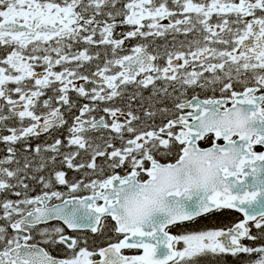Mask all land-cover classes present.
Masks as SVG:
<instances>
[{
	"label": "snow or ice",
	"instance_id": "6c2138e0",
	"mask_svg": "<svg viewBox=\"0 0 264 264\" xmlns=\"http://www.w3.org/2000/svg\"><path fill=\"white\" fill-rule=\"evenodd\" d=\"M0 145V264H264V0H0Z\"/></svg>",
	"mask_w": 264,
	"mask_h": 264
},
{
	"label": "flooded vegetation",
	"instance_id": "af4514ba",
	"mask_svg": "<svg viewBox=\"0 0 264 264\" xmlns=\"http://www.w3.org/2000/svg\"><path fill=\"white\" fill-rule=\"evenodd\" d=\"M163 23H168V21L167 20H165V21H163ZM197 92H199V89H197L196 90ZM147 94V93H146ZM191 91L189 92V97L191 96ZM206 95H211V92H208V93H201V98H204ZM222 142V141H221ZM0 148H3V145H0ZM262 150H264V148H261V147H257L256 148V151H262ZM0 155H3V153H0ZM72 176V173L71 172H69V177H71ZM86 193H81V195H85ZM238 214L237 213H235L234 211H225L224 213H223V215H222V217H221V219H224L225 220V222L227 221V219H229V218H233V217H235V216H237ZM202 223L203 222H206V221H201ZM173 232H175L176 231V229H173L172 230ZM159 254V253H158ZM229 259H231V258H229Z\"/></svg>",
	"mask_w": 264,
	"mask_h": 264
},
{
	"label": "clouds",
	"instance_id": "9594fccd",
	"mask_svg": "<svg viewBox=\"0 0 264 264\" xmlns=\"http://www.w3.org/2000/svg\"><path fill=\"white\" fill-rule=\"evenodd\" d=\"M130 211H134L133 209L129 208V209H126V214L127 212H130Z\"/></svg>",
	"mask_w": 264,
	"mask_h": 264
},
{
	"label": "bare ground",
	"instance_id": "6f19581e",
	"mask_svg": "<svg viewBox=\"0 0 264 264\" xmlns=\"http://www.w3.org/2000/svg\"><path fill=\"white\" fill-rule=\"evenodd\" d=\"M190 203V202H189Z\"/></svg>",
	"mask_w": 264,
	"mask_h": 264
}]
</instances>
